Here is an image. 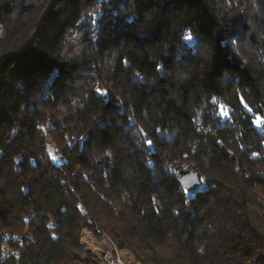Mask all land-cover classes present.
I'll list each match as a JSON object with an SVG mask.
<instances>
[{
    "label": "trees",
    "instance_id": "obj_1",
    "mask_svg": "<svg viewBox=\"0 0 264 264\" xmlns=\"http://www.w3.org/2000/svg\"><path fill=\"white\" fill-rule=\"evenodd\" d=\"M85 228L264 264V0H0V264H101Z\"/></svg>",
    "mask_w": 264,
    "mask_h": 264
},
{
    "label": "rangeland",
    "instance_id": "obj_2",
    "mask_svg": "<svg viewBox=\"0 0 264 264\" xmlns=\"http://www.w3.org/2000/svg\"><path fill=\"white\" fill-rule=\"evenodd\" d=\"M77 36H78V34L77 33H74V34H72V36H69V45H71V44H74L75 42H76V40H77ZM49 151H50V153L52 154V156L53 157H55L54 156V151H53V147L52 146H49ZM184 169H186V168H184ZM89 232L90 233V235H91V245L89 244V245H87L85 242H84V233L85 232ZM82 237H81V240H82V243H83V246H84V248L88 251V252H90V253H92L94 256H96L98 259H99V256H100V253L102 252V250H104L105 248H112V245H111V242H110V240H109V238L112 240V238L109 236V235H106V234H104L103 236H101V237H98V236H96L91 230H89V229H87V228H85V229H83V231H82ZM88 235V234H87ZM94 240V241H93ZM107 241V242H106ZM114 242V241H113ZM108 243V244H107ZM115 243V242H114ZM116 246H117V248H118V250H119V253H121L123 256H125V257H127V263L128 264H141L138 260H137V258H136V256L134 255V253L131 251V250H129V249H122V248H120L117 244H116ZM100 260V259H99Z\"/></svg>",
    "mask_w": 264,
    "mask_h": 264
},
{
    "label": "water",
    "instance_id": "obj_3",
    "mask_svg": "<svg viewBox=\"0 0 264 264\" xmlns=\"http://www.w3.org/2000/svg\"><path fill=\"white\" fill-rule=\"evenodd\" d=\"M178 177L186 190L196 192L199 189V177L195 171L183 169L178 172Z\"/></svg>",
    "mask_w": 264,
    "mask_h": 264
},
{
    "label": "bare ground",
    "instance_id": "obj_4",
    "mask_svg": "<svg viewBox=\"0 0 264 264\" xmlns=\"http://www.w3.org/2000/svg\"><path fill=\"white\" fill-rule=\"evenodd\" d=\"M183 170V169H182ZM88 234V235H87ZM84 239V242L87 244V245H91V235H90V233L89 232H85L84 233V237H83ZM109 240H110V242H111V245H112V251L115 253V255L117 256V257H123L124 258V262H125V264H128L127 263V257H125V256H123L121 253H119V250H118V248H117V246H116V243H114L113 242V240H111L110 238H109ZM94 241V240H93ZM108 244V243H107ZM101 253H111V249L110 248H105L104 250H102V252ZM100 259V261H101V264H104V262H103V260L101 259V258H99Z\"/></svg>",
    "mask_w": 264,
    "mask_h": 264
},
{
    "label": "built area",
    "instance_id": "obj_5",
    "mask_svg": "<svg viewBox=\"0 0 264 264\" xmlns=\"http://www.w3.org/2000/svg\"><path fill=\"white\" fill-rule=\"evenodd\" d=\"M107 242V241H106ZM99 258H101L104 264H125L123 257H117L112 251L111 253H100Z\"/></svg>",
    "mask_w": 264,
    "mask_h": 264
},
{
    "label": "snow or ice",
    "instance_id": "obj_6",
    "mask_svg": "<svg viewBox=\"0 0 264 264\" xmlns=\"http://www.w3.org/2000/svg\"><path fill=\"white\" fill-rule=\"evenodd\" d=\"M185 39L188 40V41H191V40L193 39V37H192L191 35H187V36L185 37ZM97 91H101V90H100V89H97ZM257 122H259V121H257ZM148 143H149V144H152V141L149 140Z\"/></svg>",
    "mask_w": 264,
    "mask_h": 264
}]
</instances>
